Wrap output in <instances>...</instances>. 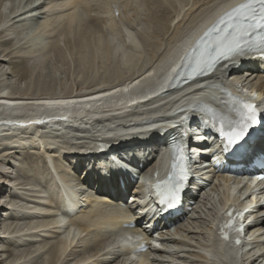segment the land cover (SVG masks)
I'll return each mask as SVG.
<instances>
[{
    "label": "bare ground",
    "instance_id": "6f19581e",
    "mask_svg": "<svg viewBox=\"0 0 264 264\" xmlns=\"http://www.w3.org/2000/svg\"><path fill=\"white\" fill-rule=\"evenodd\" d=\"M10 1H8V0H0V29H1V27L3 28L5 26L4 24H6V22L4 24H2V23L6 20V17L11 16V15L7 16L8 15L7 12L9 11V9L13 8V9L16 10V8L20 7V6L17 5L19 0H13L12 1V6L10 8H8V5H7L5 7L4 11H3V7L5 6V4L6 3L10 4ZM71 1L72 0H70V2ZM89 1H87L88 5L86 4L87 6L86 7L84 6L87 9H85L82 6H81L82 8L81 7L80 8L81 9H85L84 11L89 10V8H88L89 7V3H88ZM108 1H110V0H106L105 2L102 1V3L104 2L103 3L104 5L103 4H99V5L105 7V5L108 3ZM112 1H111V3H112ZM115 1H113V2L115 3ZM186 1H188V0H185L183 2L185 3ZM94 2H91V3H94ZM144 2H142V3H144ZM162 2H161V5H163ZM206 2L208 4V1H206ZM206 2H204V3L206 4ZM234 2H236V0H219V1L214 2L212 6H210L211 5V2H210V4H208L210 7H208L207 5H205V6H207V7H205L202 4V7H204V8L201 9L200 12L197 11L198 14L197 15L195 14V20H194V18L190 20L191 17H194V13H192L193 16L188 18L192 23L188 19H186L187 21H189L190 24L187 25L185 23L187 26H184L185 24L184 25L182 24L183 27L185 28L183 31H181L182 30V26H181V28H179L180 25H178L182 20L179 23H177V24L175 23L176 29L174 28V30H173V28L170 26L171 27L170 31L173 32V33H171V35L169 34L171 36V37L169 36L171 38V39L169 38L170 40L167 39V38L166 39L169 40V41H172V43L169 46H167V48L164 49L163 52L158 54L159 56H157V57H154L156 52H154V50H153L154 46H153L152 50L155 53L154 54L152 52V59H154L153 62H151V64H149L147 67H143V68L140 67L141 69L138 72H135L133 75L126 77L125 79H123L120 82H116V81L113 80L116 83H113V84H110V85H107V86H102L101 85L97 89L92 88V89L85 90V91L70 92V93H66V94H60L58 91H56L55 87L50 88V90L49 91L47 90L44 94H38V93L34 94L33 90H35V88H36L35 85L36 84L34 85L35 87L33 86L34 87L33 88L31 86V84H29V83H28L26 88L27 89H33V90H30L31 94L30 93L27 94L28 93L27 90L26 91H22V90L19 91V89H18L19 86L18 85H17L18 87L17 86L8 87L7 85H9V82L11 80L8 83H5L4 85L0 84V114L2 115L4 113L9 118H15L18 115L23 114L25 112H27V114H28V111H30L31 112L30 114H32L33 110L37 109L38 107L43 110L41 112L42 114H48V113H44V112L54 111V110L59 111L60 110L59 108H61L62 110L65 109V111H66V109L67 110L68 109L74 110L75 108L82 109V107H85L86 105L90 106V105H94V104H97V103H100V102H105L106 100L117 99V98H120V97H123V99H126L128 101L131 100V98H133L134 101H136V93L140 92L141 89L144 86H146L147 89L150 90L149 92H152L154 89L151 88L149 85L153 84V83H155L156 85L160 84L162 79H163V77H164L163 74L165 75V72L166 73H170L172 70H174V68L176 67V64H178V61L180 60L183 52L195 40L196 36L203 29H205L207 26H209V25L211 26V24L213 23L214 18L219 13H221L223 11V9L227 5H229L231 3H234ZM68 3H69V0H61L59 3H56V1H55V3L52 4V6H50L48 8V11L50 12V14H49L48 17H46V19L45 18L43 19V23L39 24V23L33 22L36 18L33 21H32L31 18H28L27 20H23L25 22L22 21L23 22V26L26 25V28H29L25 32L22 31V32H24V33H22L23 34L22 37L24 36L27 39V42L32 43V45L30 44L31 46L29 45L30 48L28 47L29 48L28 51H32L33 47L35 49V47H40L42 45H43L42 46L43 48L45 46H47L46 45V43H47L46 40L47 39H45L44 38L45 35L42 34L43 33L42 32L43 28L47 29V27H50L54 23H57V19L58 20L64 19V21H65L64 22V27L62 26V28H64V31L62 29V33L61 34H63V32H65V33L68 32L69 33L71 30H73L75 28V26H77L76 27L77 28V32L79 31L78 30V23L80 21H82V20H86L87 18L81 17L82 13L80 14V12H78V7L79 6H78V3H77V0H76V2L73 0L71 5L68 4ZM95 3H94V5H96ZM142 3L140 2L139 5L142 4ZM124 4H126V3H124ZM175 4H177V3H175ZM129 5L131 7V4H129ZM16 6H18V7H16ZM164 6H165V4H164ZM173 6H174V4H173ZM22 7L23 6H21V8ZM67 7L69 8V10L63 12L64 10L68 9ZM174 7L177 8V6H174ZM182 7H183V5H182ZM108 8H110V7H108ZM137 8H138V6H137ZM142 8L144 9V7H142ZM190 8L191 7H189V9ZM165 9H166V7H165ZM183 9H184V7H183ZM189 9H186V10H189ZM12 11H14V10H12ZM16 11H14V12L16 13ZM84 11H82V12H84ZM134 11L136 12V10H134ZM149 11H150V9H149ZM168 11L170 12V10H167V12ZM9 12H11V10ZM39 12H43V11H41L39 9ZM19 13H21L20 10H19V12L17 14H19ZM119 15H120V13H119ZM138 15H139V13H138ZM180 15H182V14H180ZM26 16L32 17V14L29 13ZM56 16H57V19H56ZM196 16H198V17H196ZM140 18H142V17H140ZM55 19H56V21H55ZM109 19H110V16H109ZM134 19H135V17H134ZM179 19H181V18H179ZM7 20H8V18H7ZM50 20L55 21V22L49 26L48 23H49ZM107 20H108V18H107ZM150 20L151 19L147 20V25L150 23V22L148 23V21H150ZM115 21L116 20H113V25L117 24ZM127 21H129V20H127ZM15 22H17V21H12V24L14 23V25H15ZM40 22H42V20ZM166 22H168V21L166 20ZM33 23L34 24L36 23L37 24L36 26H42V28H40V27L36 28V26L33 25ZM138 23H137V25H138ZM9 24H10V26H13V25H11V22ZM60 24H61V21H60ZM81 24H84V22H82ZM7 25H8V22H7ZM19 25H22V24H19ZM141 25L138 26L136 31L127 29L128 31L126 33L124 32L125 28L123 26V28H121V29H124L123 31L121 30L122 32H124L123 35L126 37L127 36L126 34L130 33V34L133 35V39L126 40L123 37L122 33H121V35L123 37V39L121 38L122 39V43L118 42L120 40H115V36H118V33H119V32L117 33V31H116L117 35L114 34L116 29L113 31V33L110 32L111 30H109V33H112V34H109L108 36L106 35L105 39H104V36H103V34H105L104 32H103V34L97 35L96 37L94 36V38H92L93 41L95 40V43L93 45H90V43L92 44L93 41L91 42L90 39L89 40L86 39V41L83 43L82 50L78 53L79 54V57H78L79 58V63H78V65L80 66V68L82 70L81 73H86L87 74V71L85 70V69H87L88 72H89L88 73L89 77H91V80L96 78L98 75L97 74H92V72H95V70L98 72L99 68L102 70L103 69L102 66L105 63H107L103 59V56L105 57V59L110 60L114 64L113 67H109V68H112V70L108 71V72H115L116 73L117 71L119 72L120 70H122V72H127L128 73V71H130V69L134 68L135 65L138 64L140 62V60H141L140 59L141 52H136L137 48H139V47H136V48L133 47L134 41L136 42V44H138L140 42L139 40H137L135 38V36L137 35V33H140V34H143V35H147V33L149 31L151 32V30L154 29V28L151 29V27L149 25L148 26H146V25L141 26ZM54 26L56 27V25H54ZM73 26H74V28H73ZM57 27H59V25ZM81 27H82V25L79 28H81ZM85 27H87V25ZM107 27L109 29H112V25H108ZM121 27H122V25H121ZM148 27H150L151 30H149ZM84 29L85 28H82L81 30H84ZM20 31L21 30H19V32ZM73 31H75V30H73ZM93 31H94V29H93ZM82 32H85V31H82ZM161 32H163V29H162ZM47 33H49V32H47ZM164 33H166V32H164ZM80 34H78V35H80ZM95 34H97V33H95ZM167 34L168 33H166V35ZM73 35H74V33H73ZM90 35H91V33H90ZM19 36H20V34L19 35L16 34V38L19 37ZM63 36L64 37H68L69 35L67 34L66 36L65 35H63ZM101 36H103V38H101ZM13 38H15V35H14ZM70 39H72V38H70ZM44 41L46 43H43ZM58 41L59 40H57L56 42H58ZM80 41L82 42V40H80ZM118 43L123 44L124 46H121ZM86 45H87V48H86ZM119 45L121 46L120 48H119ZM52 46H53L52 47L53 49H58L55 41H54V44L52 43ZM162 46H163V44H162ZM156 47H158V46H156ZM114 49H116V50L113 52ZM35 50H37V49H35ZM41 51L43 52V49H41ZM68 53L70 54V52H68ZM28 54H30V52ZM58 54H59V58L58 59H60L62 62L64 60L66 61L65 57H67L66 56L67 54L64 55V53L62 51H60V48H59ZM70 55H72V54H70ZM171 55H172L171 58H174L173 61L170 64H168L166 69L163 70V72L161 73L160 69L162 68V65L163 66L166 65V63L168 62V60H169ZM31 56L32 57H29L28 55H26V56L24 55L23 60H20V62H19V69H21V70L25 69V72L23 74V76H25L24 79L28 80V76L31 75V71H32L31 67H32V63L33 62H35L37 64H39L38 62H40V63L43 62V64L45 65L44 68L48 69V71L50 72V73H48L49 80L52 81V82H56V78H57L56 77V75H57L56 73H57V70H59L60 68L58 69L57 66H55L54 64H52L51 62L48 61L49 60L48 54H43V55H41L39 57H36L33 60L32 59L30 60V58H33V54ZM121 56H123L122 59L120 58ZM7 60L8 59H6L5 57L0 56V68L5 65V63H2V62H5ZM100 60H101V64L98 65L97 63ZM240 60L241 59L239 57L238 58H236V57L229 58L227 60H224L222 63H219V65L223 64L225 69L226 68L228 69V68L231 67V70L233 71L234 70V64L237 63V62H240ZM251 62L256 64V62H259V60L254 58V60L251 59ZM17 65H18V63H17ZM243 68H245V69L250 68L251 69L250 70L251 75H253V77H255L256 81H260L261 82L260 88L254 86L253 88L245 89L242 86L238 87L237 85H234L233 81L237 80L235 78L236 74H238L237 69L234 70V72H232L233 74H235V75H233L234 77H232V78H227V77L220 78V77H217V78H220L217 81V83H212V82H216L215 79H213L210 83L206 84L205 82L208 81L207 77H208L209 74H206V73L203 74L202 73V74H200L201 77H193V78H191L190 80H188L187 82H185L184 84H182L179 87L175 86L174 88H169L164 94H158L157 96H153L151 99L148 100V103H146L145 101H140L139 104H136V109H140V110H143L145 112L147 111V109H149L150 114H154L156 111H158L159 114L165 113L167 111L170 114H165V117L167 115H172L173 117H179L180 121L184 123L185 121H187L186 117H182V116H180V114H188V113H185L186 111L184 109H189L188 103L193 97L199 96L198 98L200 100H204V101H206V100L209 101L210 100V102H211V100H216L214 98L215 92L217 90H219V92H222L223 89L226 87V88H230L232 90L235 89V91L241 93V95L246 94L245 96H255L254 97L255 99L259 98L261 95L264 94V81L260 77H258L259 75L256 74V71L253 70V68L251 66H244V67L242 65L239 66V69H243ZM216 69L218 70V67H216L213 70V72L209 75V77H215ZM239 69H238V71H239ZM218 72L221 73L219 70H218ZM107 73H105V75ZM120 73H121V71L118 73V75H121ZM203 75H206V76H203ZM6 80H8V79H6ZM102 84H104V83H102ZM22 86H21V88H22ZM41 87H43V86H41ZM126 88H129V91ZM38 89H40V87ZM124 90H126V91H124ZM31 91H33V92H31ZM253 93H255V95H253ZM88 95H93L94 99L87 98ZM56 101H68V102H71V103H52V102H56ZM136 102H138V101H136ZM155 102H160L161 106L158 107V108H154V107L148 106V105H151V104H153ZM47 104H53V105L55 104V105L53 107L50 106L51 107L50 109H46L45 105H47ZM183 105H184L183 110H179V108L181 106H183ZM124 106H126V105H123V106L119 105L117 107L112 106V108L113 109H117V108H122ZM147 106H148V108H147ZM80 109H78V110H80ZM20 110H22L24 112H22V113L20 112V114H18L17 112H19ZM133 111H135V110H133ZM14 114H16V115H14ZM168 120H170V119H168ZM142 126H144V125H142ZM193 128L194 129H191L190 132L192 133V135L194 137L190 138L191 139L190 143L197 144V145L193 146L191 151L189 152L190 153V155H189L190 163H192L193 161H197V159H198V156L195 153L197 152L196 151L197 149L200 150L199 148H197V147H199V145L201 143L199 141H202V143H203L204 140L206 139L205 141L209 142L212 146H214L216 144L215 143V138H213V137L210 138V136H206L204 134V131H203L204 127H200L199 124H196ZM140 131H141V133H140ZM155 132H156L155 129H149V130H146V131H142V130L138 129V132H136L134 135H136V136L143 135V136L147 137L150 134H154ZM59 134L60 135H66L67 132H65V133H60L59 132ZM94 138H91V139H94ZM55 139H52V140L51 139H44L43 140L44 144L41 145V146L39 144H36V146H33V144H35L36 142L26 143V145L18 146V148H20V147L22 148L23 146H26L25 147L26 152H32V153H39L40 152L38 154V157L41 159V161L45 162V166H46V168H44L45 173H46L45 174L46 178H45L44 182L37 183L39 181V179H41L42 172L40 171L41 168L39 166V162H38L39 160L36 157L33 158V160H32L33 170H32L31 176L27 177V179H26L27 182H24V181H19L17 183H14L13 181L10 182V177L11 176L8 173H6V172H4L3 175H0V205L4 206V207L1 206V208H0L1 209L0 213H2V214H0V245L2 244V246H0V248L4 249L2 251H10L11 249L13 250L14 246H16V247L18 246L17 250L21 249V252H22L23 251L22 248H21L22 245L23 246L24 245H28V247L29 246L31 247L32 244H35L36 241H39V242L43 241L42 244L47 243L49 245H52L51 248H50V251L52 250V252L49 253L51 258L52 259L60 258L59 256H60L61 251L68 246V242L71 243L72 239L76 235V232L71 231V229L68 228V229H65V231L62 232L61 234H58L57 231L54 232L52 229H49V230L47 228L44 229L43 225L45 224V220H37V223H39V225L38 224L36 225V223L34 221V223H31L29 225H24V226H17V224L13 225V222L17 223V222L22 221V220H26L27 222H30L34 216H37V217H46L47 216L49 221L51 222V224L54 225V224L59 222V218H65L66 219V217L69 215L68 213L65 212V211L69 210V207L65 203V200L71 199L72 200L71 205L74 204L75 208L78 209L77 213L74 214V216H73V218L77 219L79 221V224H80V226L77 227V230L78 231L80 230L81 232L89 233V236L88 235L86 237L84 236L81 239L82 240V243H81L82 244V248L86 247L87 253L83 252V255L80 256V259L82 260V259L86 258V260H87L86 263L87 264H92V261L94 263L96 261H98V262H101V264L102 263L103 264H131V262H126V261H123V262L121 261L120 262V261H117L116 260L117 254L115 252L109 251L108 250L109 248H107L113 241L118 239V234L115 232V229L119 230V225H120V223H121V221L123 219L127 220V221H134V225L135 226H134L133 230L135 232L144 231V235L141 236L140 238H142V240H144L147 243V240H148L149 236L151 235V231H150L149 228L145 227L144 222H147V221H150V220L154 219V214H151V216H149L150 213H144V214L138 213L136 215L130 216V215L127 214V212H126L127 210L125 209V207L121 206L120 203H118V202L115 203L114 197H117L118 193L121 196L125 195L124 194V190H125L126 187H127V193H129L130 190L132 189V186H134L136 183H137L138 186H141L143 180H146L145 182H147L148 173L146 172V170L153 166V164L156 162V159L153 156L150 159V161H149V157H147V156L144 157L143 155H141V151L140 150L129 152V154H127L128 153V152H126L127 150L121 151L122 152L121 154H126L125 157L126 156L130 157L131 159H133V161H134V159H137V160L139 159V161H142V162L145 161V163L143 164L142 167H139V164H135L134 165V166H136V168L133 169V170H135V172L138 174V176L140 178L138 181H136V182L130 181L129 182L128 179H126V184L129 183L130 185L124 187L123 190H121L120 192H119V190H117L118 193L116 192V189H115V194L111 195L112 193L111 194L106 193L107 190H106L105 185L108 184L110 187L117 186L116 181L114 183H111V182L103 181L102 179H98L97 183H96L97 186H95L96 188H94V187L91 188L92 190L94 189V191H91L89 187L85 186V185H88L89 183L83 185L80 182V180L83 179L82 175L77 177L78 180H76L75 177H69V175H68L69 172H71L70 170H68V168H70V160H72V158L76 155L75 151H77V149L71 150V149L65 148V147L60 148V149H55V150L58 151V153L53 154L54 157L52 158L53 159L52 161L55 164L58 161V163L60 162L64 166V167L60 168V167L55 166V164H54L55 173H58L59 175L62 174L65 177L64 180H63V181H65L64 182V190H65V192H67V194H65V197H64L63 196V192L58 188V186H59L58 182L56 181L54 175L50 172V169L48 168V166L46 164V160H45V156H47V155L49 156L54 151V148H57V144H59V143H54L53 142V141H59L58 139H56V140ZM92 141L93 140H89V142H92ZM1 142H2V140H0V143ZM145 144H147V143H145ZM149 144H151V142H149ZM111 145L115 146L117 144L111 143ZM31 147L34 149V151H32ZM143 147H145V148L141 147L142 151L146 150V149L147 150H153V148H154V147H152V145H147V146H143ZM15 148L16 147H13V148L12 147H6V145H4V146H2L0 148L1 149L0 154L2 155V158H3V161L0 160V164H4V165H8L9 164L10 160L9 159H5L6 158L5 156L8 155L10 152H12L11 149L15 150ZM39 148H40V151H39ZM103 148H105V146ZM132 150H134V147L132 148ZM192 151H195V152L191 154ZM27 156H28V154H27ZM30 156H32V155H30ZM48 156H47V159H48ZM60 157H63V159H67L68 163L66 165H64V163H62V161H60L61 160V159H59ZM102 166L105 167V172L108 173V174H106V178H110L111 177V175L109 174L110 170L112 171L113 167H114L112 165V162L109 161V160H108V162L105 161ZM98 167H99V165L92 166V167L89 168L88 163H86V170L85 171H89V170L91 171V170H94V169H96ZM58 168H59L60 172L58 171ZM2 170H5V167H2ZM25 170L26 169L24 167L21 169V171H24L23 173H26ZM115 172L120 173V174L126 173L125 169L121 170L120 167L117 168ZM193 172L195 173V175H193V178L189 181V183H192L193 181L194 182H199L203 178V176L198 171L193 170ZM21 174H22V172H21ZM132 174H133L132 172L129 173L127 171V175H132ZM208 174L210 175L209 172H208ZM221 178L223 180L221 182V184H220L221 194H222V195H220L221 196V201H220L219 207L217 208V210H216V212L214 214H212V215L209 214L208 215L207 213H204V211H206V210L203 208V206H206V203L208 204V202L210 200V196L214 195V192H209L208 190H206L207 187H205L203 189V191L205 193H207V194H204V195H207V199L199 200L198 205H194L197 202L196 201L197 198H193L194 202L195 201L196 202L192 203L194 206H192V208H190L188 210L189 215H188V218L186 219V223L187 224L189 223V227H187V224H184V220L183 219L180 220V218H178V220H180L178 222L179 225H180V226H178V228H182L184 230H186V229L187 230L196 229L197 232H200L201 235H203V237H206L205 240H201L200 239L201 240L200 241L201 242L200 246L202 247V248L200 247L201 248L200 251L206 252V254H203V252L200 253V251H198L199 249L195 250V251H198L201 254V256L198 257V253L196 252L197 253L196 258H193V259L190 260L193 263H197V264H215L217 260L222 261L223 258H224V264H228L227 261H231L232 262V261L235 260L234 261L235 263L240 261L239 257H241V256H239V250H242L241 247H238V246L237 247H230V246H228V243L226 241L218 240L217 243H216L217 248L213 251L211 249V245L209 244V238H211V225H212L213 220H214V215L217 214V211H221L224 208V206L227 203V200H230V199H234L235 200V193L236 192H233V191H234V189L236 187V183L231 184L227 180L223 179V177H221ZM9 183H13L15 185H12L13 187L9 186L10 194L7 193V195H11V196L6 198L5 197L6 194L4 193V191L8 187L7 184H9ZM44 184L48 185L47 188L49 189V191L46 192V193H45L46 189H44V187H45ZM197 185H199V183H197ZM214 185H216V181H215ZM206 186H209V184H207ZM216 186H211V187H213L215 189L216 188L218 189L219 187H216ZM39 187H43V188H39ZM41 191H43V192H41ZM200 191H202V190H200ZM41 193L44 194V197H43V195ZM217 193H218V191H217ZM3 194H5V195H3ZM104 195L107 196L108 201H103V199L100 198L101 196H104ZM10 198L12 199V201L14 200V202H16V204L12 205L13 207L9 208V210H8V208H6L5 206H8L9 204H11L10 203ZM30 203H32L34 208H39V209L42 208V209L38 210L39 213L37 215H35L36 211H32L31 212V210H34V209H32L30 207L31 206ZM23 204H25L26 206L23 205ZM137 205H138V207H140V211H141L142 210L141 209L142 205H140V203L137 204ZM18 207H20V208H18ZM56 209H59L60 211H57ZM208 209H210V208H208ZM261 209L262 210H260L259 212L264 210V206H261ZM53 210H55L56 213ZM12 211H13V213L17 212V214L19 216L12 219V215H13ZM8 215H10V216H8ZM207 215H208V217H207ZM25 217H28V218L26 219ZM29 217H32V218H29ZM126 217H128V218H126ZM23 218H25V219H23ZM189 219H191V220H189ZM200 221H201V223H200ZM27 222H26V224H28ZM208 222H210V224ZM198 224H200V225H198ZM48 225H50V224H48ZM263 225H264V215L258 217L250 225L248 224L247 231L250 230V231L254 232L253 229H256V228L258 229V228H260ZM27 226L30 227V228H28ZM31 226H33V227H31ZM173 226H174L173 230H175L176 226L175 225H173ZM205 226H207V228H208V231H206V232L203 230V229H205ZM57 227L60 228V225H58ZM253 227H255V228H253ZM190 228H193V229H190ZM104 230L106 232H108V233H105ZM128 230H130V229L127 228V229L122 230L121 232H125V231H128ZM160 230H161V228H160ZM30 232H33V233L31 234ZM52 232L55 233L54 240H51V238H50V236H52ZM248 232H247L246 236H248ZM141 234H142V232H141ZM165 234H168V233H159L160 236H164ZM8 237H14V238L13 239H9ZM253 241L256 242L255 240H253ZM48 242H50V243H48ZM174 242L176 244H178L177 246H180V249H176L178 251H174V252L181 251L183 249L181 246L185 245V244H188V241H186L183 238L175 239ZM244 243H247V241H245ZM197 246H198V244L196 245V248H197ZM34 247H37L39 249V250L37 249L38 251L41 250L40 247L37 246V245H35ZM104 247L107 248L103 253H101V254H105L104 256L93 257L95 255H98L102 250H104ZM203 247H204V249H203ZM24 248H25V246H24ZM12 250H11L12 253L9 252L10 253L9 255L13 254ZM17 250L15 249V251H17ZM73 250H75V249H73ZM223 250L225 252L220 254L219 251H223ZM231 251H235L236 252V257H232V256L228 255V252H231ZM25 252H26V255H27V251H25ZM37 253H39V252H37ZM148 253H149V251L140 252L139 256L140 257L144 256V257H142L138 261L139 264H142L145 259H149ZM159 253H160L161 256L167 257L168 260L167 261L152 260V261H156L154 263H163L164 264V262H165L167 264H180V263L175 262V260H174V262H172L173 256L171 255V253L162 252V251H159ZM193 254H194V252H193ZM254 255H255V253L254 254L253 253L250 254L251 259H249L248 262H243V263L244 264H255L254 260L257 258L258 255L257 256H254ZM13 256H15V255L13 254ZM127 256L128 255L125 254V256L122 257V258L125 259V258H127ZM91 257H93V258H91ZM90 258H91V260H88ZM210 258L214 259L213 263L210 262L211 261ZM7 259H8V257H7ZM1 260L2 259H0V262H1ZM16 262H17L16 264H22L21 260L16 261ZM234 262L230 263V264H235Z\"/></svg>",
    "mask_w": 264,
    "mask_h": 264
},
{
    "label": "rangeland",
    "instance_id": "374dc122",
    "mask_svg": "<svg viewBox=\"0 0 264 264\" xmlns=\"http://www.w3.org/2000/svg\"><path fill=\"white\" fill-rule=\"evenodd\" d=\"M8 1H10V0H8ZM12 1L13 0L10 1V4L6 3L8 5V8H10L12 6ZM55 1H56V3H59L61 0H55ZM55 1L54 0H48V1L47 0H19L17 5L20 6V7L16 8L17 11L15 9H13V8H10L9 11L11 10V12H9V11L7 12V14H8L7 16H9V15H11V16L6 17V20L4 22L2 21L3 23L1 22L2 24H4L6 22V24H4L5 26L3 25L4 27L3 28L1 27V29H0V54H1L0 56H3L6 59H8L7 61L2 62V63H5V65L0 68V71H1L0 72V84L1 85H4L5 83H8L11 80L9 82V85H7L8 87H10L11 85H15V86L18 85L19 86V88H18L19 91H21V90L22 91H26L27 90V92H28L27 94L30 93V90H33V89H27L26 88L28 83L31 84L32 87L36 84L35 85L36 88H35V90H33L34 92L31 91L34 94L35 93L44 94L47 90L49 91L50 88H52V87H55L56 91H58L60 94H66V93H70V92L85 91V90H89V89H92V88L97 89L101 85L102 86H107V85H110V84H113V83H116V82H120L123 79H125L126 77L133 75L135 72H138L141 68L147 67L149 64H151V62H153V60H154V59H152L153 50H154V52H156V54L153 52L155 54L154 57H157V56H159L158 54L163 52L164 49H166L167 46H169L172 43V41H169L171 39L170 35H171V33H173L170 30H171V27L173 28V30H174V28L176 29L175 23L177 24V23H179L182 20L180 22L181 24L179 23L178 25H180L179 28H181V26H182V30L181 31H183L185 29L183 27V25L185 23L187 25H189L190 24L189 21L191 19L194 18V20H195V14L196 15L198 14L197 11L200 12V10L204 8V7H202V4H203V6L207 5L208 7H210V6L213 5L214 2L219 1V0H210V1L209 0H190V1L188 0L189 2L186 1L187 3L183 2L185 0H161V1L160 0H158V1L157 0H143V1L142 0H140V1L139 0L138 1L137 0H116V1L113 0V1H115V3L112 0H110L107 3L108 5L106 4L110 8H108L106 5H105V7L99 5V4H103L106 0H100V1L99 0H93V1L90 0L91 2L95 1L96 3L95 2L94 3L96 5H94V3H91L89 0H77L78 6H79L78 7V12H80V14L82 13L81 17L87 18L86 20L80 21L81 23L84 22V24H81L80 22L78 23V30L79 31L77 32V28H76L77 26H75L76 29L73 26L74 29L73 28L72 29L75 30V31L71 30L72 32L71 31L69 32L71 35L68 32L67 33L63 32V34H61L62 33V29L64 31V28H62V26L64 27V22L65 21H64V19L58 20L57 16H56L57 23L58 22L59 23L58 24L54 23L56 21V19H55V21L50 20L48 25L50 26L51 24H53V23L54 24L52 26H50V27H47V29L43 28V31H42L43 32L42 34L45 35L44 38L47 39L46 40L47 43L45 41L43 42V43H46V45H47V46H45L46 48L45 47L43 48L42 47L43 45H42L40 47H35V49H37V50H35L34 47H33L32 51H28L30 46L32 45V43L27 42V39L24 36L22 37V35H23L22 33H24L25 31H27L29 29V28H26V25H24L25 27L23 26V22H25L23 20H27L28 18H31L32 21H33L36 18L33 22H36V23H39V24L43 23V19L44 18L46 19V17H48L49 14H50V12L48 11V8L50 6H52V4L55 3ZM74 1L76 2V0H74ZM87 1H89L88 2L89 3V7H88L89 10H86L87 11L86 12L84 10L87 9V8H85L88 5ZM102 1H104V2L102 3ZM111 1H112L113 4L111 3ZM206 1H208V4H210V2H211V5L209 6ZM34 2H36V4L33 5ZM72 2H73V0L71 2L69 0L68 4L71 5ZM140 2L141 3L144 2V3H142L143 5L142 4H140V5L142 7H144V9L147 12L139 5ZM161 2H162L163 5H161ZM204 2H206V4ZM124 3H126V4H124ZM128 3L131 4V7H130V5ZM175 3H177V4H175ZM164 4H165V6H164ZM173 4H174V6H177V8H175L173 6ZM182 5H183L184 9H183ZM18 6H16V7H18ZM21 6H23L24 8L22 7L23 8L22 9ZM81 6L82 7L85 6L84 7L85 9H81L82 8ZM137 6H138V8H137ZM188 6L191 7V8L189 9ZM207 6H205V7H207ZM165 7H166V9H165ZM39 9L41 11H43V12H39ZM108 9L109 10L111 9V10L109 11ZM149 9H150V11H149ZM186 9H189V10H186ZM12 10L16 11V13L14 11H12ZM19 10H20L21 13L17 14L19 12ZM68 10H69V8L67 10H64L63 12L68 11ZM134 10H136V12ZM167 10H170V12L169 11L167 12ZM82 11H84V12H82ZM32 12L34 14H32ZM29 13L32 14V17L26 16ZM119 13H120L121 16L119 15ZM138 13H139V15H138ZM192 13H194V17H191V16H193ZM180 14H182V15H180ZM109 16H110V19H109ZM134 17H135V19H134ZM140 17H142V18H140ZM196 17H198V16H196ZM7 18H8V20H7ZM107 18H108V20H107ZM179 18H181V19H179ZM188 18H190V20ZM149 19H151V20L148 21V23L150 22L148 25L151 27V29H153V28L154 29L151 30L150 27H148V29L151 30V32L149 31L150 33L148 32L147 35H143V34L137 33V35L135 36V38L140 41L138 43L139 44L138 45L139 48H137V50H136V52H141V57H140L141 60L139 62L140 64L139 63L136 64L137 66L135 65V67L130 69V71H128V73L127 72H122V70H120L121 71V73H120L121 75H118V73L120 71L119 72L117 71L116 73L115 72H108V71L112 70V68H109V67H113L114 64L110 60L105 59V57L103 56V59L107 63H105L102 66L103 67L102 70L99 68L98 72L96 70H95V72H92V74H97L98 75L96 78L91 80V77H89V74H88L89 72H88L87 69H85L87 71V74L86 73H81L82 70H81L80 66L78 65V63H79V58H78L79 54L78 53L82 50L83 43L86 41V39H88V40L90 39L91 42H92L93 41L92 38H94V36L96 37L97 35L103 34V32L105 33V34H103L104 39H105L106 35L108 36L109 34H112L113 31L116 29L114 34L117 35V33L119 32L118 33L119 37L117 36V40H120L118 42L122 43V39L124 37V35H123L124 32L126 33L128 30H135L136 31L138 26L141 25L142 23L143 24L141 26H143V25L148 26L147 25V20H149ZM186 19H188L189 21H187ZM39 20L40 21L42 20V22H40ZM113 20H116L115 22L117 23L116 24L117 26L113 25ZM127 20H129L130 22L127 21ZM166 20L169 23L166 22ZM9 21L11 22V25H13V26H10V24H9L10 22ZM12 21H17V22H15V25H14V23L12 24ZM60 21H61V24H60ZM7 22H8V25H7ZM36 23L35 24L33 23V25L36 26L37 25ZM137 23H138V25H137ZM19 24H22V25H19ZM186 24L184 26H187ZM54 25H56V27ZM58 25H59V27H57ZM79 25L80 26L82 25V27L79 28L80 27ZM84 25L85 26L87 25V27H85ZM108 25H112V29H109L107 27ZM121 25H122V27H121ZM123 26H124L125 30L121 29V28H123ZM38 27L42 28V26H36V28H38ZM82 28H85V29L81 30ZM93 29H94V31H93ZM162 29H163V32H161ZM19 30H21L20 31L21 33L19 32ZM109 30H111L110 32H112V33H109ZM121 30L122 31L124 30V32H122ZM22 31H24V32H22ZM82 31H85L86 33L82 32ZM116 31H117V33H116ZM47 32H49V33H47ZM164 32L168 33L167 34L168 36ZM73 33H74V35H73ZM90 33H91V35H90ZM95 33H97V34H95ZM121 33H122L123 37H122ZM16 34L17 35L20 34V36L16 38ZM67 34L69 35L68 37H64L63 36V35L66 36ZM78 34H80V35H78ZM14 35H15V38H13ZM103 36H101V38H103ZM70 38H72V39H70ZM166 38L167 39L170 38V39L167 40ZM57 40H59V41L56 42ZM80 40H82V42ZM54 41H55L58 49H53L52 48L53 47L52 43L54 44ZM94 43H95V40L93 41L92 44L90 43V45H93ZM162 44H163V46H162ZM153 46H154V49H153ZM156 46H158V47H156ZM40 48L43 49V52L41 51ZM59 48H60V51H62L64 53V55L67 54L66 55L67 57H65L66 61L64 60L65 62L64 61L62 62L60 59H58L59 58V54H58ZM86 48H87V45H86ZM62 49L63 50L65 49V50L63 51ZM29 52H30V54H28ZM68 52H70V54H72V55H70ZM32 54H33V58H30V60L31 59L33 60L36 57H39V56H41L43 54H48V58H49L48 61L51 62L52 64H54L55 66H57L58 69L60 68L59 70H57V73H56L57 74L56 75V77H57L56 78V82H52V81L49 80L48 73H50V72L48 71V69L44 68L45 65L43 64V62H41V63L38 62L40 65L35 63V62H33L32 63V67H31L32 68L31 75L28 76V80L24 79L25 76H23V74L25 72V69H22V70L19 69V62H20V60H23L24 55L25 56L28 55L29 57H32L31 56ZM17 63H18V65H17ZM97 64L100 65L101 64V60L98 61ZM105 73H107V74L105 75ZM220 78H224V77L221 76ZM220 78H215L214 77V79H216L217 81ZM6 79H8V80H6ZM113 80L116 81V82H114ZM102 83H104L105 85L102 84ZM39 84L41 86H43L44 88L41 87ZM21 86H22L23 89L24 88L25 89L23 90L21 88ZM37 87L38 88L40 87V89H38ZM133 110H135V111H133ZM149 115H150V111L149 110H147L145 112L143 110L136 109V107H134V108L130 109L129 111H127L124 115L116 116L115 118H113L112 121H114L115 123L117 122L116 125H115L117 127V129H122L124 131H128V130L132 129L133 126L141 125V124H135V122L137 121L138 118H140V117L147 118L146 116H149ZM82 122H84L85 124L86 123L89 124L91 127H86L85 129H82V128H80V129H78V128L77 129H70L67 132L66 135H60L58 133V130L61 129V124L59 125L60 128H59V126L51 127V126L40 125V129H42V130L38 129L37 131L48 132V133L52 134V136H54L53 137L54 139L56 138V139L59 140L58 141L59 144H57V148H54V151L49 155V157L53 158L54 157L53 154L58 153V151L55 150V149H60V148L65 147V148H69V149L73 150V149H77V147H79V146L82 147V144L85 142V139H88L90 136L95 135V134H99L104 139H106V141H108V142L111 141V139H110L111 137L105 136V134H104L107 131H104V129L101 128V127H104V125H108L107 122H110L109 120H107L105 118H100V119H94V120H90V121L85 120V121H82ZM142 125H143V123H142ZM29 129H31L29 126H0V133H2V134H0V140H1V138H4V137H7L6 139H9V138L12 137L14 141H17L18 135L23 136V133L24 134H29V132H28ZM6 132H9V133H6ZM20 141H23L24 143H27L25 139H21ZM31 149H32V151H34V149L32 147H31ZM11 151L12 152H10L8 155L5 156L6 157L5 159H9L10 160L9 164L7 165V167H5V169H7L5 172L8 173L11 176L10 177V182H12V181L14 183H17L19 181L26 182L27 177L31 176V174H32V170H33L32 160L35 157L39 160L38 162H39V166L41 168L40 171L42 172L41 179H39V181L37 183L44 182V180L46 178L45 177L46 173H45V170H44L45 167H44L41 159L38 157L39 153H32L31 152L32 156L27 157L28 153L26 152L25 147H22V148L21 147L20 148L16 147L15 150L11 149ZM0 156L2 157L1 154H0ZM59 159H61L60 161H62V163H64V165H66L68 163L67 159H63V157H60ZM55 166L60 167V168L64 167L60 162L58 163V161L56 162ZM23 167L26 169L25 170L26 173H23L24 171H21V169ZM68 170L72 171L70 168H68ZM21 172H22V174H21ZM82 172H84V171H82ZM1 175H3V174H1ZM54 175L60 176L58 173H56ZM58 178H59L60 181H62V179L60 177H58ZM221 182H222V178L219 177V178L216 179V185L217 186L214 185L215 182L213 184L209 185V186H206L207 187L206 190H208L209 192H214V195L210 196V200H209L208 204L206 203V206H203V208L206 210V211H204V213H207L208 215L209 214H211V215L214 214L216 212L217 208L220 205V201H221V196L220 195H222L221 194V188H220ZM44 186H46V184H44ZM211 186H216V187H219V188L215 189V188H213ZM135 187H138V190L140 189L137 184H135ZM9 190H10V188H9V185H8V187L4 191V193L6 195L3 194V195H5L6 198H8L10 196V195H7ZM135 190H137V188L134 189V187H133L130 190V193L133 194V191H135ZM217 191H218V193H217ZM45 192H48L47 189H46ZM137 199L141 200V196L140 195H138V196L134 195L133 197H129L128 199H126V201L124 199V202L126 203V205L132 206L133 202H135ZM13 202H14V200L12 201V199L10 198V203L12 204ZM14 204H16V202H14ZM25 204H23V205H25ZM208 208H210V209H208ZM36 209H38V208H36ZM40 209H42V208H40ZM53 211L55 212V210H53ZM126 212L129 215H136V214H138L140 212V209L138 207H135L134 210H132V211L130 210V211H126ZM208 215H207V217H208ZM66 219H67V223H70V222H72V220H74L73 217L70 216V215H68L66 217ZM32 220L30 222H27L26 220H22V221H19L17 223L13 222V225L14 224L15 225L17 224V226L29 225L31 223H34V221H35L36 225L37 224L39 225V223H37V220H45V224L43 226H50L51 225V222L49 221L47 216L46 217H37V216H35V218L32 219ZM189 220H191V219H189ZM26 222L28 224H26ZM200 223H201V221H200ZM208 223L210 224V222H208ZM48 224H50V225H48ZM198 225H200V224H198ZM31 227H33V226H31ZM187 227H189V223L187 224ZM28 228H30V227H28ZM190 229H193V228H190ZM193 230H187V229L184 230L182 228L175 227V230L171 231L172 234H174L175 236H177L179 238H183L186 241H188V244H185V245L181 246L183 249L181 251H179V252H174V251H178L176 249H180V246H177L178 244H176V243L171 244V242H166V241H162L161 242L160 245L163 248H166V249L170 250L169 253H171V255L173 256V261L175 260V261L179 262L180 264H187V263L188 264L189 263L190 264H197V263L191 262L190 260L193 259V258H196L197 253H198V257L201 256V254H200L201 252L200 253L198 252L202 248L200 246L201 245L200 241L201 240H205L206 237H203V235H201L200 232H197L196 229H193ZM203 230L205 232L208 231L207 226H205V229H203ZM75 232L76 233L80 232V230L78 231L77 228H75ZM54 234L55 233L52 232V236H50L51 240H54ZM87 235L89 236L88 233L85 236H87ZM254 236H256L255 239H254L256 242L252 241L251 243H248L247 244L248 247L247 248L244 247L241 250V254L240 255L243 256V255H246V254H252V253L254 254L255 253V256L258 255L257 258L254 260L255 264H264V244H263L264 243V240H263L264 239V225L261 228H259L258 232H256L254 234ZM8 238L9 239H13L14 237H8ZM78 241L80 242L81 239H79ZM42 243H43V241H40V242L36 241L35 244H32L31 247L30 246L28 247V245H24L25 248L22 245L21 246V248L23 250L22 252H21V249L17 250L18 246L17 247L14 246L13 250L12 249L11 250L13 251V254L15 256H13V254L9 255L10 254L9 252H11V250L10 251H2L4 249L0 248V259H2L0 264H16L17 263L16 261H19V260L22 261V264H52L51 262H53V260H56V259H52L51 256L49 255V253L52 252V250L50 251V248H51L52 245H49L47 243H45L46 244L45 245V244H42ZM48 243H50V242H48ZM69 244H70V242H68V245ZM197 244H198V246L196 248ZM35 245L40 247V249H41L40 251L41 252L38 251L39 249L37 247H34ZM0 246H2V244ZM76 248L77 249H75L73 251L72 250H67L65 252V254L61 258H58L56 260L57 264H64V263L66 264L65 261H68V264H74L76 262H80V261L84 260V259L81 260L80 256L83 255V250H84V248L86 249V247L82 248V244H78ZM15 249L17 251H15ZM203 249H204V247H203ZM195 250H198V251H195ZM25 251H27V255H26ZM37 252H39V253H37ZM193 252H194V254H193ZM84 253H87V250L84 251ZM104 255L105 254H102L101 256H104ZM101 256H99V257H101ZM7 257H8V259H7ZM142 257H144V256H141V257L137 256V259L133 260L131 262V264H139L138 261ZM154 262H156V261H152L150 259H145L142 264H163V263H154ZM96 264H101V263L100 262H96ZM164 264H167V263H164Z\"/></svg>",
    "mask_w": 264,
    "mask_h": 264
},
{
    "label": "snow or ice",
    "instance_id": "6c2138e0",
    "mask_svg": "<svg viewBox=\"0 0 264 264\" xmlns=\"http://www.w3.org/2000/svg\"><path fill=\"white\" fill-rule=\"evenodd\" d=\"M209 37L212 39L209 40ZM250 54L264 57V0H236L227 5L212 26L195 42L191 55L185 58V63L180 68L192 78L205 71H211L222 60ZM234 100L235 103L231 107L234 118L219 113L214 114V119L219 122V135L224 141V151L229 154L247 152L249 139L257 125L264 123V120L258 119L253 102L239 97H235ZM261 163L264 164V160ZM173 168H176L175 164ZM185 179L187 172L181 170L176 182L160 199L161 206L167 209L176 206L179 202L180 182ZM257 179H264V176H259ZM231 226L232 220L229 219L225 227ZM221 234L227 238L224 227L221 228Z\"/></svg>",
    "mask_w": 264,
    "mask_h": 264
},
{
    "label": "water",
    "instance_id": "95a60500",
    "mask_svg": "<svg viewBox=\"0 0 264 264\" xmlns=\"http://www.w3.org/2000/svg\"><path fill=\"white\" fill-rule=\"evenodd\" d=\"M17 2H18V1H17ZM17 2H16V3H17ZM6 6H7V4H5V6L3 7V11H4V9H5ZM28 33H29V32H28ZM126 35H127L126 37L124 36L126 40L133 39V35H132V34L128 33V34H126ZM115 40H117V36H115ZM133 41H134V40H133ZM118 44H120V43H118ZM120 45H121V46H124L123 44H120ZM120 45H119V48L121 47ZM133 47H134V48L138 47V44H136L135 41H134ZM115 50H116V49H114L113 52H114ZM120 58L122 59L123 56H121ZM160 67H161V66H160ZM160 67H159V68H160ZM162 67H163V65H162ZM161 69H162V68H161ZM161 69H160V70H161ZM25 109H26V108H25ZM47 109H50V108H47ZM23 110H24V109H23ZM68 110H69V111H73V110H70V109H68ZM42 111H43V110H42L41 108L38 107L37 109L33 110L32 114H40ZM20 112L22 113V112H24V111L20 110V111L17 112V113L20 114ZM3 115H5V114L3 113ZM14 115H16V114H14ZM9 124H10L9 126L12 125L11 123H9ZM3 126H6V125H3ZM231 253H232V255L234 254L233 252H231Z\"/></svg>",
    "mask_w": 264,
    "mask_h": 264
}]
</instances>
